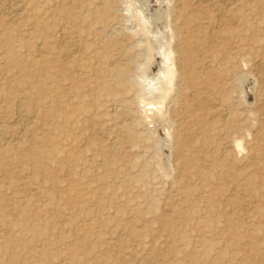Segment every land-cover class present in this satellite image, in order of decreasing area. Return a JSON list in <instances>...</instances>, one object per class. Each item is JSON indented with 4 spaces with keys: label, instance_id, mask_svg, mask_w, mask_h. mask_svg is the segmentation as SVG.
I'll return each mask as SVG.
<instances>
[{
    "label": "rangeland",
    "instance_id": "374dc122",
    "mask_svg": "<svg viewBox=\"0 0 264 264\" xmlns=\"http://www.w3.org/2000/svg\"><path fill=\"white\" fill-rule=\"evenodd\" d=\"M0 127V264H264V0H0Z\"/></svg>",
    "mask_w": 264,
    "mask_h": 264
},
{
    "label": "bare ground",
    "instance_id": "6f19581e",
    "mask_svg": "<svg viewBox=\"0 0 264 264\" xmlns=\"http://www.w3.org/2000/svg\"><path fill=\"white\" fill-rule=\"evenodd\" d=\"M15 12H16V11H15ZM115 27H116V26H115ZM61 34H62V33H61ZM167 52H168V51H167ZM73 53H74V52H73ZM168 53H170V52H168ZM71 54H72V53H71ZM162 54H163V53H162ZM163 56H164V55H163ZM168 56H169V54H168L166 57H168ZM164 57H165V56H164ZM165 59H166V58H165ZM167 59H168V58H167ZM167 59H166V60H167ZM169 62H170V60H169ZM164 63H165V62H164ZM166 63H168V61H167ZM166 63H165V64H166ZM170 63H171V62H170ZM170 65H171V64H170ZM166 67H167V66H166ZM166 67H165V68H166ZM169 67H170V72H171V66H169ZM166 69H167V68H166ZM168 69H169V68H168ZM160 72H161V71H160ZM168 72H169V71H167V73H168ZM161 73H162V72H161ZM167 73H166V74H167ZM170 74H171V73H169V75H170ZM161 76H162V75H161ZM164 76H165V75H164ZM170 76H171V75H170ZM170 76H169V77H170ZM165 77H166V76H165ZM159 79H160V78H159ZM170 80H171V79H170ZM170 80H169V82H170ZM145 81H146V80H145ZM149 81L151 82V80H149ZM152 81H154V83H155V80H154V79H152ZM142 82H143V81H142ZM147 82H148V80H147ZM150 82H149V84H151ZM143 83H144V82H143ZM145 83H146V82H145ZM156 83H157V81H156ZM156 83H155V84H156ZM142 85H145V84H142ZM151 85H154V84L152 83ZM151 85H150V86H151ZM156 85H157V84H156ZM150 86H149V87H150ZM144 88H146V87H144ZM155 88H156V87H155ZM114 107H115V106H114ZM119 107H120V106H119ZM120 108H121V107H120ZM113 109H115V108H113ZM113 112H114V111H113ZM115 112H116L117 114H119V115L122 114V111L119 110V109H118V110L116 109ZM27 117H28V116H27ZM31 118H32V117H31ZM28 120H29V119H28ZM1 126H2V125H1ZM23 126H24V125H23ZM26 127H27V126H26ZM0 128H2V127H0ZM2 134H3V133H2ZM2 134H1V135H2ZM1 135H0V136H1ZM4 136H5V135H3V139H4ZM0 141H1V140H0ZM4 141H5V140H4ZM167 141H168V140H167ZM5 142H6V141H5ZM0 143H1V142H0ZM4 145H5V144H4ZM237 149H238V148H237Z\"/></svg>",
    "mask_w": 264,
    "mask_h": 264
}]
</instances>
